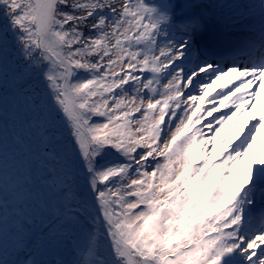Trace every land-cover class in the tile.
Listing matches in <instances>:
<instances>
[{"label": "snow or ice", "instance_id": "snow-or-ice-1", "mask_svg": "<svg viewBox=\"0 0 264 264\" xmlns=\"http://www.w3.org/2000/svg\"><path fill=\"white\" fill-rule=\"evenodd\" d=\"M261 89L264 0H0V129L55 194L0 158V264H264Z\"/></svg>", "mask_w": 264, "mask_h": 264}, {"label": "rangeland", "instance_id": "rangeland-1", "mask_svg": "<svg viewBox=\"0 0 264 264\" xmlns=\"http://www.w3.org/2000/svg\"><path fill=\"white\" fill-rule=\"evenodd\" d=\"M28 132L26 129L22 128L19 125L13 126L12 122L7 118H3V128L0 129V144H2V158L6 164V170L10 174H16L23 176L25 174L24 162L25 160L20 159L22 156H19L20 150H23L27 147L28 143ZM41 168L40 163L36 161H31V164L28 165L30 170L31 183L30 188L33 193V198L29 201L31 208H35L37 204L35 203V198L37 197L35 192L38 190V184L40 182L36 181V176L33 177V173L39 171ZM8 199L11 200V194H8ZM9 214L12 213V206L10 205ZM8 242L7 240L5 241Z\"/></svg>", "mask_w": 264, "mask_h": 264}, {"label": "bare ground", "instance_id": "bare-ground-1", "mask_svg": "<svg viewBox=\"0 0 264 264\" xmlns=\"http://www.w3.org/2000/svg\"><path fill=\"white\" fill-rule=\"evenodd\" d=\"M207 2L210 4H221V3H231L232 0H207ZM210 32H211V35H213L214 37L221 34L220 24L218 21H215V20L210 21L207 24L206 30L203 34H207ZM216 90H219V85L216 86ZM209 91L211 92L213 90L210 89ZM255 111L258 115L264 114V89L260 90L259 102L256 104ZM250 117H251V114H249V117L245 119L244 121L245 124L248 123ZM232 123L233 122L230 121L229 124L226 125L221 130L220 137L218 138V141H217L218 146H219V142L225 136H230V142H231V140H234L238 135H240L241 131L243 130L242 127L233 128ZM262 158H264V135L258 138L257 142L253 145V148L251 150L249 157H247L244 160V162L241 164V172L238 174V179H242L244 175L248 172L249 164L253 160H259Z\"/></svg>", "mask_w": 264, "mask_h": 264}, {"label": "trees", "instance_id": "trees-1", "mask_svg": "<svg viewBox=\"0 0 264 264\" xmlns=\"http://www.w3.org/2000/svg\"><path fill=\"white\" fill-rule=\"evenodd\" d=\"M27 147L23 150H20V154L19 156H22L20 159L25 160L24 164H31V161H36V159L33 158V156L31 155V153H29L27 151V148L29 146V142L26 143ZM32 148L33 150L35 149V144L34 142L32 143ZM36 176V181L40 182L38 184V190L35 192L36 194V198H35V203L38 205L41 201H46L48 202L50 205L53 204L55 202V194L52 190H50L48 187H46L43 183H42V171L41 168L39 171L34 172L33 173V177Z\"/></svg>", "mask_w": 264, "mask_h": 264}]
</instances>
